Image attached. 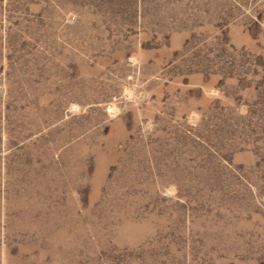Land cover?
<instances>
[{"label":"rangeland","instance_id":"374dc122","mask_svg":"<svg viewBox=\"0 0 264 264\" xmlns=\"http://www.w3.org/2000/svg\"><path fill=\"white\" fill-rule=\"evenodd\" d=\"M0 264H264V0H0Z\"/></svg>","mask_w":264,"mask_h":264}]
</instances>
